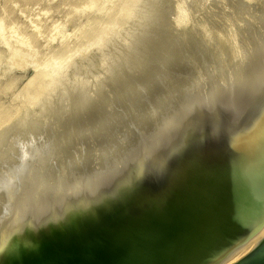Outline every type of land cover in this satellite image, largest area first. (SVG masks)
<instances>
[{
	"label": "water",
	"instance_id": "water-1",
	"mask_svg": "<svg viewBox=\"0 0 264 264\" xmlns=\"http://www.w3.org/2000/svg\"><path fill=\"white\" fill-rule=\"evenodd\" d=\"M264 225V71L162 119L36 211L0 264H214ZM237 264H264V241Z\"/></svg>",
	"mask_w": 264,
	"mask_h": 264
},
{
	"label": "rangeland",
	"instance_id": "rangeland-1",
	"mask_svg": "<svg viewBox=\"0 0 264 264\" xmlns=\"http://www.w3.org/2000/svg\"><path fill=\"white\" fill-rule=\"evenodd\" d=\"M64 1V2H63ZM167 1V0H166ZM165 0H164V2H163V0L161 1L162 3H160L159 5H157V6H155L153 3H152V0H151V2H150V0H122L121 2H120V0H0V138L2 137V138H6V136H7V130L8 129H11V127H12V131H14L15 130V128H17V130L20 128V126L18 127V125L20 124H23V125H21V127L23 126V128H20V130H22V129H25V130H27V128H28V130L24 133L25 135H23V136H25L24 138L25 139H23V138H21V137H23V136H19V134L17 133V131L15 130V133L13 134V132H12V134L10 133V134H8V136L10 135L11 137L13 136L14 138H10V136H9V138L11 139L10 141H12V142H9V138L8 139H3V140H1L0 139V143H1V141L2 142H4V145L2 146L1 144H0V153L1 154H5V153H7V156H9V157H15V156H17L16 158H20V157H23V156H25V157H27V161L31 158V157H33V156H35L34 154L33 155H30V154H32L34 151L36 152V151H38V152H36L37 154H38V156H39V154L43 151V152H45L46 150L45 149H43V146H47L46 144L45 145H43L42 147L40 146V145H38L37 146V141H35V140H40L41 138H43V136L45 135L46 136V132H50V130L51 131H53V128L55 129L54 131H53V133L54 134H56V133H58V134H60V132H61V134H64V133H67L68 131L70 132V130H71V132H73V131H77L76 133H78V130H79V132L82 130V132H83V130L84 129H86V130H84V132H83V134H82V132L79 134H76L75 135V137L78 139L79 138V136L81 137L82 136V139L80 140V139H74L73 137H74V135H73V137L72 136H70V134H69V132H68V137L66 138V134H64V140L63 141H65V139H66V141L65 142H67L68 141V139H70V141H68L69 142V144H67V143H65V144H63L62 143V141H60L59 140V138L57 139V143L58 142H60V143H58V146L59 145H61V143H62V146H60L61 148H63V149H69L71 146L73 147V146H76V144L75 143H77V141H78V143L81 141V142H86L87 143V141H84V140H86V139H88V142H90L91 144L92 143H94L95 145H96V147L98 148L99 146H101V144H100V142L99 141H102L103 142V138L101 137V138H98L99 137V133H101L102 134V136L103 135H105L106 134V132H104V129H103V131H102V126H101V124H105V125H103V126H105L106 128H105V130L106 131H108L109 130V128H111V126L110 125H112L113 126V122L111 121V120H114V118L115 119H118V118H122L123 117V115H121V113H123V112H127V110H128V107L130 108L131 107V111H133V112H131L130 111V109H129V114H131V113H135L134 112V109H132V107H134L133 106V100H135V99H137L138 97H141V98H138V100H140V99H142V97L145 99V96H146V98L148 97V94H151L152 93V87H154V89H156V88H159V85H161L160 86V88L159 89H166V88H168V86L169 85H166L167 87H165V79L167 80V82H169L168 84H170L171 82L170 81H172L173 82V80L172 79H170V76L168 75L169 73H171V72H175L174 71V69L177 71V72H179V73H182V72H184V71H186V69L183 71V69L186 67L185 65H187L186 63L189 61H193V60H195V61H198V60H201L202 58H203V55H204V53L201 51L202 50V48H203V46L201 47V45H199L200 43H197V42H201L202 40H199V41H197L196 43H195V45H196V47L197 48H199L200 50H197L200 54H199V56L197 55L198 53L197 52H193V54H192V57H194V59H192V57H191V55H190V59H189V57L187 58V59H184V62L183 61H181V68L179 67L180 65H177V64H179L178 62H177V64L175 63L174 65L176 66L175 68L173 67V69H172V65H170L169 66V64H171L170 63V61H172L173 63H174V60L173 59H175L180 53H181V51H179L180 50V47H179V41H181L182 39H185V41H187L189 38H190V36H192V34L194 33L195 34V30L197 29V27L198 26H195L194 28H193V25H197V23L195 24L194 23V16H195V18H196V22H198L199 23V25L201 24V25H203L202 23H204L205 24V22H206V18L208 17V19L211 17V15L214 13V12H216V13H214L213 14V16L215 17V20H216V18L218 17V15L217 14H220L219 13V11L221 12V8L222 9H224L223 7H225L224 5H222V4H224L223 2H221V8L220 7H218L220 4H217L216 5V7L218 8V10H217V8H215V7H212V4H216V3H214V1L215 0H212L213 1V3H211V1L209 0V3L211 4H207L206 5V2H207V0H206V2H204V4L202 3V2H200V4L199 3H196V5H195V3L194 2H197V1H194V0H192V1H190L189 2V0L187 1V0H185L184 2H186L184 5H182V6H180L181 4H183L184 2H183V0H182V3H181V0H178L176 3L177 4H179V6H177L176 7V10L174 11V9H175V5H176V3H174L175 2V0H170L171 2H169V0H168V3L166 2ZM246 1H248V3H249V1H250V4H253V6L255 7V5L257 4V3H259L257 6H260V2H258L257 0H256V4L254 5V3H255V0H253V2H251L252 0H246ZM262 2H264V0H261ZM193 2V3H192ZM198 2H199V0H198ZM218 3H220L219 1H217ZM169 3H171V4H169ZM188 3H189V5H188ZM193 4V5H191V4ZM244 3H245V7H243V5H244ZM244 3H242V6L240 7V9L243 7V8H245L246 9V7L247 6H249L248 5V3L246 4V2H244ZM148 4V5H147ZM145 5H146V7H148V6H151V8H152V11L154 10V12L156 13V11L158 12V11H161L160 9L162 8V11L160 12V17L159 16H157L156 17V15L159 13H156L155 14V16H154V13L152 14V17L153 18H151V19H148L147 21H146V14H145V9H146V7H145ZM154 5V6H153ZM188 5V6H187ZM206 5V6H205ZM263 5H264V3H263ZM120 6V7H119ZM153 6V7H152ZM161 6V8L158 10V7H160ZM195 6V7H194ZM208 6H209V8H211V9H213V8H215L217 11H215L214 9V11H213V13L211 14V13H209V12H212V10L210 11V9L208 8ZM215 6V5H214ZM252 6V5H251ZM251 6L250 7H247V9L246 10H248L249 8H251ZM261 6H262V4H261ZM260 6V7H261ZM155 7H157V10H156V8ZM178 7H179V9H178ZM181 7V8H180ZM186 7V8H185ZM188 7V8H187ZM191 8V11H190V8ZM207 7V8H206ZM151 8H147L149 11H151ZM168 8H170L169 10H168ZM182 8H185L184 10L187 12V14L190 16V13H191V15L192 16H190V17H187V15H186V12L182 9ZM203 8H205V9H203ZM258 8V7H257ZM144 9V10H143ZM182 9V10H181ZM199 9V10H198ZM200 9H203V11L201 10L200 11ZM207 9H209L208 11H206ZM245 9H243V11H246ZM255 9H256V7H255ZM156 10V11H155ZM163 10H165V11H163ZM167 10V11H166ZM177 10H179V11H181V12H179V11H177ZM188 10H189V13H188ZM242 10V9H241ZM251 10V9H250ZM143 11H144V13H143ZM182 11H183V13H184V15L186 16H183V14H182ZM165 12V14L167 13L168 14V19L170 20V22H169V20H167L166 18H165V20L163 21V17H164V15H163V13ZM169 12V13H168ZM177 12V13H176ZM198 12V13H197ZM205 12V13H204ZM171 13V14H170ZM174 13H176V14H178L177 16L180 18V22L178 21V17L177 16H174L173 14ZM203 13V14H202ZM253 13V12H252ZM143 14H145V21H146V23H149L148 21H151V23H153V24H149V27L148 28H151V29H147V25H146V30L148 31H145V24L144 25H142L144 22H143V20L142 19H139V18H143L144 16H143ZM180 14V15H179ZM208 14V15H207ZM209 14H210V17H209ZM216 14V15H215ZM147 15H148V13H147ZM163 15V17L161 18V16ZM199 15H202V17H203V15H204V22L202 21L201 22V20H202V18L199 16ZM206 15V16H205ZM148 16H151V14L150 15H148ZM165 16V17H166ZM182 16H183V19H182ZM212 16V17H213ZM222 15L220 14V16L219 17H221ZM154 17H156V18H154ZM178 19H177V18ZM185 17V18H184ZM193 17V18H192ZM224 16H222L221 18H220V20H219V23L220 22H222L221 24L223 25V22L225 21V19L223 18ZM253 17V14L252 15H250V21L248 20V22H247V24H246V26H247V28L249 27V25H253L254 24V20H256V17H257V15L254 17V20H251V18ZM260 17V16H259ZM138 18V19H137ZM147 18H149V17H147ZM161 18V19H160ZM193 19V22H192V20L191 19ZM199 18H201V20L199 19ZM223 18V19H222ZM262 18L263 17H261L260 19L262 20ZM155 19H158L157 21H158V23H157V21L155 20ZM175 19V20H174ZM185 19V20H184ZM257 19H258V23L261 21L258 17H257ZM134 20H136V21H134ZM142 20V21H141ZM154 20V21H153ZM178 21V23L180 24V25H182L183 24V22L181 23V20H183L184 21V24L183 25H185V22L186 21H191V25H192V27L191 28H193V32H192V34H191V32H189L191 35L189 36V33H187L188 31H189V29H190V27H188V31L187 30H185V29H183L184 27H182V26H180V27H182V29L181 30H183V32L184 33H182V32H180V33H182V36L181 35H179L178 33H176L175 34V32H178V30H179V28H178V26H179V24H177V21ZM197 20H199V21H197ZM264 20V19H263ZM262 20V21H263ZM131 21V22H130ZM138 21H141L142 22V24H141V22H139V24H136L135 25V23L137 22L138 23ZM161 21V22H160ZM167 23H166V22ZM261 21V22H262ZM133 22V23H132ZM135 22V23H134ZM165 24V27H164V24ZM173 22H176V24H174ZM226 22V21H225ZM250 22H253V23H250ZM260 22V23H261ZM133 25H132V24ZM170 23V24H169ZM171 23H172V25L174 24V25H176V28H175V26H173V28H172V25H171ZM192 23H194V24H192ZM217 23H218V19H217ZM257 23V21L255 22V24ZM264 23V22H263ZM110 24H112L110 27H108ZM141 24V25H140ZM156 24V25H155ZM158 24V25H157ZM163 26H162V25ZM188 24H189V22H188ZM254 24V25H255ZM125 25V26H124ZM129 25V26H128ZM139 25H140V27H139ZM152 25H155V26H152ZM168 27H167V26ZM200 25V26H201ZM225 25V24H224ZM252 25H251V29H252ZM136 27L137 26V28L135 29L136 31H132L131 30V28H134V27ZM141 26H143V29H141ZM188 25H187V22H186V25H185V27H187ZM189 26H190V24H189ZM200 26L198 27V30L200 31V33L198 34L197 33V37L202 33V29H204L202 26H201V28H200ZM204 27H206L205 25H203ZM225 26H227V25H225ZM130 27V28H129ZM141 29V30H139V28ZM161 28L162 30L164 29V31H162L161 29H159V28ZM164 27V28H163ZM124 28V29H123ZM175 28V29H174ZM178 28V29H177ZM154 29H156V30H154ZM159 29V30H158ZM174 29V30H173ZM201 29V30H200ZM150 30H151V32H150ZM169 30H170V32H172V30H173V32L170 34V32H169ZM181 30H179V31H181ZM152 31H156L155 33H158V35L157 34H155L154 33V35H156V37L153 35V32ZM159 31L161 32L160 33V35H159ZM187 31V32H186ZM192 31V30H191ZM197 31V30H196ZM223 31H224V28H223ZM133 32L136 34V32L138 33V35L140 34V36H139V38L141 37V35L143 34V36H142V38H140V40H138V35L136 34L135 36H134V34H133ZM127 33V34H126ZM162 33H164L163 35H162ZM222 33H224V32H221V34ZM125 34V35H124ZM129 34H132L131 36V38L133 39V37H134V39L132 40L131 38H130V35ZM144 34H146L145 36H146V38L147 39H145L144 37ZM149 34H151L150 36H149ZM166 34V35H165ZM169 34H170V36H169ZM186 35L187 34V37H188V39L187 38H184L183 37V35ZM193 34V35H194ZM147 35L149 36V37H147ZM164 35H165V40H164ZM176 35H178V37L179 38H177L176 37ZM158 36H162V37H158ZM168 36H169V39H168ZM175 36V37H174ZM181 36V37H180ZM124 37V38H123ZM136 37H137V39H136ZM150 37H153V38H155V39H153V38H150ZM157 37H158V39H157ZM167 37V38H166ZM129 38V39H128ZM145 39V41H144V39ZM149 38H150V40H149ZM172 38V39H171ZM176 38H177V41L176 42H178V43H176V42H174V40H176ZM131 39V40H130ZM152 39V40H151ZM162 39V40H161ZM170 39L173 41L172 43H171V41H170ZM181 39V40H180ZM135 41V43H137V45H135V43H134V47L137 49V50H139V53H140V51H141V53H142V55H140V54H138V56L135 58L136 60L134 61V58L132 59V57H134V56H132L131 58L129 57V55L127 56L126 54H124V56H125V58L127 57L128 59L130 58V60L128 61V59H125L124 57V59L125 60H127V61H124V59H123V63L125 62L126 64H130L131 62L133 63V61H134V63H133V66H130V65H128V66H130V67H132V68H129V67H126V70H122L123 72L124 71H126L128 74H129V72H131L130 74H132L133 73V75H128L126 72V74L124 73V75H121L120 74V76H119V78H121L122 77V80L121 79H119V80H121L120 82L118 81V79H117V77L118 76H116V79L117 80H114V78L113 77H115L114 75L112 76V75H110V73H109V75L112 77H110L109 75H106V76H109V77H107L108 79H109V81L106 79L105 80V78H104V81L105 82H103V83H106L107 85L111 82V81H113V83L114 84H112V83H110L109 84V86H106V84H102V85H105L106 86V88L108 89V90H111V91H113L112 93H110V91H109V95H107V97L105 96L106 94L105 93H107L108 91H106V92H104L105 90V87H103L102 86V88H101V85H100V92L98 91L99 90V88H98V85H97V83H99V81H102L103 80V77H105V74H106V71H109L110 69H111V71L113 70V69H116L117 67H115V68H113L115 65H113L112 66V62L115 60V61H117V63H118V61H119V59H121L122 57L120 56L119 57V54H118V52H123V50L125 51V49H123V48H126V45H127V47H128V41ZM136 40H138V42L136 41ZM156 40H158V41H156ZM167 40L168 41H170V42H168L167 43ZM179 40V41H178ZM149 41V42H148ZM183 41V40H182ZM181 41V42H182ZM123 42V44H121ZM125 42H126V44H125ZM144 42H148V44L150 43L152 46H150V44L149 45H146V43H144ZM158 42H159V44H158ZM209 42V44L207 43V45H206V43H205V40H204V43L203 44H205L206 45V47L207 46H209V45H211L210 44V40L208 41ZM133 43V42H132ZM157 43V44H156ZM163 43V44H162ZM212 43V42H211ZM253 44L254 42H251L250 41V44ZM120 44V45H119ZM139 44V45H138ZM144 44V45H143ZM170 44H172L171 46L173 47H170ZM175 44H178V47H179V49L177 48V51H175V50H171V51H168V50H170V49H176V48H174V47H176L177 45H175ZM251 44V45H252ZM121 45H123V46H121ZM141 45H143V46H141ZM145 45H146V47L147 48H145ZM155 46V48H153L154 46ZM167 45V46H166ZM169 45V46H168ZM205 45H204V47H205ZM129 46H131L132 47V44H130ZM137 46V47H136ZM148 46H149V48H148ZM160 46V47H159ZM162 46H163V48H162ZM121 47V48H120ZM130 47V48H131ZM134 47L132 48V49H134ZM170 47V48H169ZM205 47V48H206ZM162 48V49H161ZM165 48V49H164ZM205 48H203V49H205ZM264 48V47H263ZM123 49V50H122ZM148 49H150V50H152V49H154L153 51H151L150 52V50L148 51ZM158 49V50H157ZM164 49V50H163ZM145 50H146V52H145ZM182 50V49H181ZM154 51H158V54L160 55V56H158L157 55V53H154ZM160 51H162L161 53L162 54H160ZM131 52V51H130ZM129 52V53H130ZM143 52H145L144 54H143ZM169 52V53H168ZM171 52L173 53L174 52V54H173V57H172V54H171ZM177 52H179L178 54H177ZM117 53V54H116ZM149 53V59H154L155 61H151L150 60V62H148V65H147V61L149 60L148 59V54ZM151 53V54H150ZM165 53H168L169 55H167V54H165ZM177 55H176V54ZM203 53V54H202ZM123 54V53H122ZM121 54V55H122ZM165 54V55H164ZM171 54V55H170ZM109 55V56H108ZM116 56V59H117V57H118V60H116L114 57ZM145 55H146V58H145ZM157 55V56H156ZM196 55V56H195ZM57 56H59V57H57ZM114 56V57H113ZM153 56V57H152ZM170 56V57H169ZM201 56V59H199V57ZM141 57V58H140ZM144 57V58H143ZM156 59H155V58ZM166 57H168V58H166ZM198 57V58H197ZM161 58V59H160ZM163 58L165 59V60H163ZM170 58V59H169ZM173 58V59H172ZM196 58V59H195ZM142 59V60H141ZM145 59H148V60H145ZM159 59L162 61H159ZM167 59H169V61L167 62L166 60ZM198 59V60H197ZM97 60V61H96ZM139 60H141V62L139 61ZM96 61V62H95ZM100 61V62H99ZM115 61H114V63H115ZM121 61V60H120ZM131 61V62H130ZM142 61H143V66H142ZM164 61H166L167 63L166 64H163V62ZM185 61H187L186 63H185ZM194 61V62H195ZM122 62H119V68H121V67H123L124 68V66H127V65H124V64H122ZM140 62V63H139ZM155 62H156V64H155ZM183 62V63H182ZM188 62V64H189V66L191 67V66H193V64H194V62H192L193 64H191V62L189 63ZM92 63V64H91ZM95 63V64H94ZM132 63H131V65H132ZM135 63H136V65H135ZM138 63H139V65H138ZM158 63H159V66H157L158 65ZM172 63V64H173ZM90 64V65H89ZM120 64L122 65V66H120ZM147 66H146V65ZM154 64H155V66H156V68H154L155 66H154ZM161 64V65H160ZM162 64H163V66H162ZM185 64V65H184ZM191 64V65H190ZM197 64V63H196ZM93 65V66H92ZM116 65H118V64H116ZM165 65V66H164ZM166 65H168V67H166ZM173 65V66H174ZM184 65V66H183ZM108 66V67H107ZM112 66V67H111ZM135 66H136V68H135ZM145 66V67H144ZM154 66V67H153ZM160 66H162L163 67V69L161 70V68H159ZM201 65L199 64V67H200ZM100 67V68H99ZM102 67H104L105 69H107V68H109V69H107V70H105V73H102V72H104V71H101V70H103L104 68H102ZM177 67H179L178 69H177ZM182 67H184V68H182ZM188 67V66H187ZM190 67H188V68H190ZM198 67V68H199ZM113 68V69H112ZM119 68H117L116 69V71L117 70H119ZM134 68V69H133ZM140 68H142V69H140ZM145 68H147V69H145ZM148 68H150V71H151V73H150V71H147V70H149ZM187 68V69H188ZM193 68V67H192ZM200 68H202V67H200ZM87 69V70H86ZM99 69H101L100 70V72L102 73H100L99 72ZM133 69V71L134 70H136V73H134L133 71H131ZM145 69V70H144ZM168 69H172V70H168ZM81 70V71H80ZM94 70V71H93ZM128 70V71H127ZM165 70V71H164ZM168 70V71H167ZM81 72V73H78V72ZM115 71V72H116ZM142 73H141V72ZM153 71H155L154 73H153ZM164 71V72H163ZM77 72V73H76ZM93 72V73H92ZM114 71H112L111 73H113ZM187 72V71H186ZM75 73V74H74ZM98 73V75L100 76V75H102L103 77L102 78H100L98 75H97V78H98V82H97V80H96V78H94V76L96 77V74ZM108 73V72H107ZM122 73V72H121ZM153 73V75H155V77H153V79H152V76L150 75V74H152ZM162 73V74H161ZM81 74V75H80ZM84 75V77H86V78H84V80H81L82 78L80 77V76H83ZM89 76H88V75ZM104 74V75H103ZM136 74V75H135ZM142 74H143V77H142ZM146 74H148L146 77H150L151 76V80H153L151 83L153 84L152 85V87L150 86V84H149V86H150V88H145L144 87V91L147 89V91H148V93L146 94L145 92H144V95H143V93H141L142 91H143V85L144 86H146L145 84H143L142 82H138V79L140 80L141 79V81H142V79H146V77L144 76V75H146ZM158 74V75H157ZM159 74H161V75H163V76H161L160 75V77H163L162 78V81H161V78L160 77H158L159 76ZM94 75V76H93ZM165 75V76H164ZM184 75V74H183ZM186 77H187V79H188V74L186 73ZM75 76V77H74ZM78 76V77H77ZM91 76V77H90ZM123 76H124V78H127V77H129V76H133L132 78H131V81L127 78V79H125L124 80V78H123ZM168 76H169V78H168ZM173 76V75H172ZM67 77V78H66ZM136 77V78H135ZM148 77V78H149ZM156 77H158L157 78V80L156 79H154V78H156ZM167 77V78H166ZM175 78H176V80L178 81V79H179V77H180V79L179 80H181V79H186V77L185 76H182V75H180L179 77L178 76H174ZM174 77H171V78H173L174 79ZM92 78V79H91ZM135 78V79H134ZM160 78V79H159ZM87 79V80H86ZM96 80V81H93V80ZM110 79H111V81H110ZM132 79H134L133 80V84H132ZM170 79V80H169ZM186 79V80H187ZM83 81V82H81V81ZM125 82H124V81ZM157 82H161L160 84L159 83H156V81ZM75 81V82H74ZM91 81H93V82H91ZM108 81V82H107ZM149 81H150V78H149ZM155 81V82H154ZM175 81V80H174ZM97 82V83H96ZM116 82V83H115ZM118 82V83H117ZM123 82V83H122ZM128 82H131V83H129L128 84ZM166 82V83H167ZM79 83V84H78ZM89 83V84H88ZM120 83H121V85H120ZM134 83H135V89L133 90L132 88H134ZM150 83V82H149ZM44 84V85H43ZM74 84V85H73ZM82 84V85H81ZM87 84L90 86V89H89V93H88V91H87V89L89 88V86H88V88L86 87L87 86ZM92 84V85H91ZM111 84H112V86L114 85L115 87H117V88H115L114 86H113V88H112V86H111ZM119 84V85H118ZM127 86H126V85ZM136 84H137V86H136ZM155 84H158V85H156L155 86ZM198 85H200V83H197ZM43 85V89L41 90V91H39L40 90V88H41V86ZM68 85H70L72 88H69V89H67L69 86ZM93 85H97V89L98 90H96L95 88H94V86ZM129 85V86H128ZM140 85V86H139ZM142 85V86H141ZM192 85H193V87H192ZM196 85V84H195ZM74 86V87H73ZM84 86H85V88H84ZM92 86H93V88H94V90L92 89L91 90V88H92ZM121 86V87H120ZM130 86H132L131 88H130ZM139 86V88H137ZM187 85H185V87H186ZM59 87V88H58ZM110 87V88H109ZM128 87V88H127ZM147 87H148V85H147ZM184 87V92H187L188 91V89H189V85H188V89L187 88H185ZM73 88H74V90H73ZM82 88H84V89H82ZM119 88V89H118ZM121 88V89H120ZM124 88H126L127 90H130L131 92H130V94H129V91L128 92H124V91H127L126 89H124ZM152 88V89H151ZM197 85L196 86H194V83L192 84L191 83V87H190V89L192 90H189L188 92H187V94L189 93V92H191V93H189V94H193L194 92H196V91H198L199 90V88H200V86H199V88H197ZM64 89V90H63ZM68 90V91H66V93H68L69 92V90H73L74 92H76L75 94H74V96H73V93L71 94V92H70V94L69 95H67L66 93L63 95L62 94V92L64 93V91L65 90ZM122 89H123V91H122ZM136 89H138L137 90V94H135L136 93ZM141 89H142V91H141ZM153 89V90H154ZM82 90H83V92L84 91H86L87 93H88V95H91L92 93H93V97L92 96H87L86 98L84 97L85 95H87L86 93H82ZM103 90V91H102ZM114 90H116L115 91V93H114ZM139 90L141 91L140 93H138L139 92ZM150 90V91H149ZM195 90V91H194ZM72 91V92H73ZM79 91V92H78ZM95 91H96V94H95ZM98 91V92H97ZM104 92V94L102 93V92ZM194 91V92H193ZM78 92V93H77ZM92 92V93H91ZM116 92H117V94H116ZM120 92H123V94L125 93V94H128V96H124V97H122V95L123 94H121ZM133 92V93H132ZM151 92V93H150ZM180 93L181 91H179V90H177L176 91V93ZM193 92V93H192ZM79 93H81V94H84V95H79V96H81L80 97V99H76V96L77 97H79L78 96V94ZM99 93V94H98ZM118 93H119V95H118ZM175 94V93H173V95H171V96H173L170 100H169V103L170 102H173L172 103V105H174V101H173V98L175 99V96L174 95H179V94ZM54 94V95H53ZM58 94V95H57ZM77 94V95H76ZM108 94V93H107ZM111 94H115V96L117 97V99H116V97L114 96L113 97V95H111ZM138 94H140V95H143V96H135V95H138ZM181 94L183 95V93L181 92ZM179 95L178 97H181L182 95ZM63 95V99H64V101H65V99L67 100V102L65 101V103H70L71 102V109L72 110H69L70 109V104H69V106H68V104H67V106H68V110H69V112H71V113H74L75 111H76V113H80L79 115H78V117L80 116L81 117V115H85V117L87 116L88 118L89 117H91L92 116V118L93 119H91V121H92V124H94V123H96V126L97 127H95V124H94V128H92L93 126H92V124L90 123V124H88L89 122H86L87 121V117L85 118L84 116H82L80 119L79 118H76L77 119V121H76V119H73V121H72V119H70L71 121V123H67V122H69V119H67V120H62L61 122H56L55 124H57V127H55L54 125H53V128H51V124L52 123H54L53 121L50 123V124H47L48 123V120H47V116H46V114H45V117H44V119H43V115L44 114H42V111H40V113H38V111L39 110H43V108H47L46 110L44 109V111L45 112H47V110L49 111L52 107H53V104H52V106H51V101H48V100H51L52 98L54 99V97H57V98H62L61 96ZM71 95V96H70ZM96 95V96H95ZM99 95V96H98ZM102 95V96H101ZM130 95V96H129ZM54 96V97H53ZM58 96H60V97H58ZM67 96V98H65V97ZM73 96V97H72ZM106 98H108V96H110V99H112V97H113V99L115 100V102H117V105L115 104V102L113 103V101L114 100H111L112 101V104H114L113 105V107H112V105L110 104V100H108L107 99V101L108 102H106L105 100V97ZM112 96V97H111ZM133 96V100L131 99V97ZM134 96L135 97H137V98H135L134 99ZM69 97H70V99H69ZM88 97H89V99H88ZM90 97H92V98H90ZM99 98L100 97V99L101 98H103L104 99V101H102L103 103H102V106H101V102H98V103H96V105H94L93 103V101H95V98ZM125 97H128V100H127V98H125ZM165 97H167V96H165ZM178 97H176V99L178 98ZM72 98V99H71ZM119 98V99H118ZM52 99V100H53ZM76 99V100H75ZM82 99V100H81ZM87 101H86V100ZM122 99V101L121 102H124V103H122V106H124V107H126L125 109H123L124 111L123 112H121V111H118L116 114H115V112H116V110L117 109H119L118 107V105H121V103H120V101L119 100H121ZM123 99H125V101L123 100ZM161 99V98H160ZM70 100V101H69ZM72 100V101H71ZM75 100V101H74ZM80 100V101H79ZM93 100V101H92ZM129 100H132V101H129ZM162 100V99H161ZM167 100V99H166ZM165 99L163 100V101H166ZM83 101V103L81 104V107L82 108H79L80 107V104L79 103H77V102H82ZM86 101V102H85ZM162 101V102H163ZM73 102H76L77 103V105H76V103L75 104H72ZM85 102V103H84ZM118 102L120 103V104H118ZM139 103L141 102V101H138ZM138 102H137V100H136V103L138 104ZM162 105H164V103H162L161 101H159ZM166 102H168V101H166ZM47 103V104H46ZM50 103V104H49ZM87 103V104H86ZM104 103H105V105H106V108H104L105 107V105H104ZM107 103V104H106ZM108 103L110 104V107L111 108H113V110L115 111V112H112L111 110H110V107H109V105H108ZM130 103V104H129ZM158 103V102H157ZM154 104L155 106H157V105H159V107L158 108H154V105H151V104H149L148 106H153V107H150V109H151V113L149 112V107H147L148 108V112L150 113V115H151V118H152V115L154 116V114L155 115H157L158 114V109H162L163 110V108H160L161 107V104ZM168 103V104H169ZM46 104V105H45ZM86 104V105H85ZM123 104H126V106L125 105H123ZM142 104V103H141ZM73 105V106H72ZM74 105L75 106H77L76 108L78 109V110H75V111H73V107H74ZM89 105H90V109H88L87 110V108H89ZM99 105V106H98ZM104 105V106H103ZM115 105H116V108H114L115 107ZM130 105V106H129ZM167 104L165 103V108L167 107L168 108V106H166ZM45 106V107H44ZM47 106H49V108L47 107ZM51 106V107H50ZM66 106V105H65ZM79 106V107H78ZM170 106H171V103L169 104V108H170ZM85 107V109H83ZM92 107L94 108V110L92 109ZM135 107H137L135 110H136V112L138 111V107H139V105H137V106H135ZM134 107V108H135ZM140 107H142V105H140ZM140 107H139V109H140ZM163 107V106H162ZM40 108V109H39ZM96 108V109H95ZM101 108H103V109H101ZM121 108V107H120ZM154 108V109H153ZM64 109H66L67 110V108L66 107H64ZM81 109V110H80ZM92 109V110H91ZM100 109V110H99ZM109 109V110H108ZM97 110V111H96ZM155 110H157L158 112H156ZM177 110V109H176ZM43 111V112H44ZM73 111V112H72ZM88 111V112H87ZM96 111V112H95ZM101 111H103V112H101ZM107 111H109L108 113H106ZM110 111H111V115H110ZM154 113H153V112ZM161 111V110H160ZM164 111V110H163ZM87 112V113H86ZM99 112V113H98ZM119 112H121V113H119ZM125 112V113H126ZM162 112V111H161ZM177 112V111H176ZM34 113H37L39 116H37V114L35 115V118L37 117H39V119L37 120V118L36 119H33V115H34ZM91 113V114H90ZM99 115H98V114ZM102 113V114H101ZM109 114L108 115V117H111V118H109V119H111L110 121H109V119H108V117L106 116V114ZM128 113V112H127ZM153 113V114H152ZM114 114H115V117H114ZM117 114H118V116H117ZM124 114V113H123ZM129 114H127V115H129ZM32 115V117H30V119H29V116H31ZM101 115L103 116L102 118H100L101 117ZM149 114H148V117L150 116ZM107 118H106V117ZM144 116V115H143ZM147 116V115H146ZM41 117V118H40ZM84 117V118H83ZM97 117V118H96ZM118 117V118H117ZM124 117L126 118L127 116H126V114H124ZM147 117V118H148ZM26 118H28L27 120H31L30 121V123L32 122V123H34V122H38V123H42V125H39L40 126V128H37V129H34V130H32L33 129V127H31L32 129H30L29 128V126H31L30 125V123L26 120ZM146 118V117H145ZM147 118H146V120H147ZM166 118V117H165ZM48 119H49V117H48ZM81 119H84V120H81ZM85 119H86V121H85ZM95 119V120H94ZM97 119H101L100 121H102V123L100 124V121L99 120H97ZM104 119H105V122L107 121V119H108V123H104ZM123 119V118H122ZM122 119H119V121H125L126 119H124V120H122ZM148 119H150V117L148 118ZM160 120H162L161 118H159ZM34 120V121H33ZM42 120H44V121H42ZM45 120H47V122L45 121ZM81 120V122L80 123H78L79 121ZM94 120V121H93ZM143 119H141V121H142ZM146 120L144 119V121L146 122ZM151 120V119H150ZM159 120V121H160ZM18 121H20V122H18ZM25 121H27V128L26 127H24V124L26 125V122ZM39 121H42V122H39ZM50 121V120H49ZM67 121V122H66ZM98 122V124H97V122ZM119 121L118 120H115V123H119ZM72 122H75L74 123V125H71L72 124ZM83 122V123H82ZM85 122L87 123L86 124V126H82V125H85ZM144 122V123H145ZM149 122V120H147V123ZM66 123V124H65ZM114 123V124H115ZM121 123V122H120ZM142 123L143 122H140L139 124L138 123H136V125L135 124H132L131 126H133V127H137V129L139 128L140 129V125H142ZM144 123H143V125H144ZM149 123H151V122H149ZM16 124H18V125H16ZM58 124H60L59 125V127H58ZM63 124V125H62ZM79 124V125H78ZM13 125H16L14 128H13ZM45 125H46V127H45ZM61 125L63 126V127H61ZM77 125V129H76V127H74V126H76ZM87 125H90V126H87ZM108 125V126H107ZM142 125V126H143ZM43 126H44V128L45 129H43L42 130V128H43ZM69 126V127H68ZM98 126H100V127H98ZM139 126V127H138ZM141 126V127H142ZM48 127V128H47ZM65 127V128H64ZM82 128V129H79V128ZM83 127H85V128H83ZM87 127H88V129H87ZM91 127V128H90ZM132 127V130H130V127L128 126V128H129V130L131 131V132H133V130H135L136 128H133ZM49 128H50V130H49ZM56 128L58 129V132H57V130H56ZM63 128L65 129V132L64 131H62L63 130ZM96 128H98L97 129V133H96ZM99 128H101V129H99ZM104 128V127H103ZM128 128H124V129H122V131H124V132H126V131H128V133L130 134L131 132H129V130H128ZM39 129H41V130H39ZM46 129H48V131H45ZM69 129V130H68ZM91 129V130H90ZM93 129H95L94 131H93ZM138 129V130H139ZM19 130V131H20ZM37 130V132H40L41 133V135H42V137L41 138H39L40 137V135H39V133H37L36 135L38 136V138H37V136L35 135L34 136V138H35V140L32 138V137H30V133L32 132H34L33 133V135L35 134V131ZM60 130V131H59ZM90 131V133L92 134L93 133V135H92V138H94V140H95V142H94V140L92 139V138H90L89 139V137L88 136H90L89 134V132H88V135H87V132H86V134H84L85 133V131ZM7 131V132H6ZM11 131V130H10ZM31 131V132H30ZM92 131V132H91ZM101 131V132H100ZM122 131H121V136H124V139H125V141L124 142H126V144H125V146L128 144V140L126 139V138H128L129 137V134L128 133H125V134H127L128 135V137H126L125 136V134H123L122 133ZM136 131V130H135ZM134 131V132H135ZM6 132V136L5 137H3L4 136V133ZM28 132H30L29 133V135H27L28 134ZM44 132V133H43ZM64 132V133H63ZM70 132V133H71ZM74 132V133H75ZM18 134V136L17 135H15V134ZM32 133H31V135H32ZM44 135H43V134ZM46 133V134H45ZM53 133H49V134H47V135H50V134H53ZM73 133V134H74ZM100 134V135H101ZM123 134V135H122ZM3 135V136H2ZM86 136V139H84L85 138V136ZM94 135H97V136H94ZM131 135V134H130ZM140 135H142V133L141 134H138L137 135V137L138 136H140ZM28 136V137H27ZM70 136V137H69ZM16 137H18V138H16ZM136 137V138H137ZM19 138H21V139H19ZM30 138H32L33 139V142L35 141V143H33L34 144V147H33V145H32V139H31V142L29 143V141H28V139L30 140ZM60 138H62L63 139V135H61V137ZM135 138V139H136ZM15 139H17V140H15ZM19 139V140H18ZM74 139V140H73ZM101 139V140H100ZM6 142H5V141ZM14 140V141H13ZM21 140V142H19L18 143V141H20ZM26 140V141H25ZM80 140V141H79ZM97 140H99L98 142H99V144H98V146H97V143H96V141ZM120 140V139H119ZM122 140V139H121ZM127 140V141H126ZM22 141H23V144H22V146H23V148H25V150H27V149H29V148H32V149H30V150H27L26 152L27 153H25V150L23 149V151L24 152H21V150H22V146L21 145H19L18 147H17V145L18 144H20V143H22ZM71 141H73V144L71 143ZM93 141V142H92ZM15 142V143H14ZM26 142V143H25ZM75 142V143H74ZM80 142V145L78 146V143H77V146L80 148L81 147V145L82 146H84V144L83 143H81ZM101 142V143H102ZM5 143L6 144H8V146H10V147H6L5 146ZM10 143H12V144H15L14 145V148L16 147V150H19L18 152L16 151V150H14V148H13V146H12V144H10ZM18 143V144H17ZM26 144V146H25V144ZM29 143V144H28ZM72 145H71V144ZM89 143V144H90ZM121 144L120 145H122L123 147H125L124 146V144L122 143V142H120ZM30 145V146H28V145ZM75 144V145H74ZM94 144L93 145H91V147L93 148V146H94ZM36 145V146H35ZM63 145H65L64 147H63ZM70 145V146H69ZM2 146V147H1ZM69 146V147H68ZM85 146H87L86 148L88 149V152L86 153V151L87 150H85L84 152V156L82 157V160H84V162H83V164L82 163H80L81 164V167H82V169L84 168V166H86L87 164L89 165V163H91V162H89V161H92L91 159H92V156L93 155H95L96 157V159H99V157H101L103 154H104V152H106L105 150L102 152V154H101V151L100 150H103V149H101V148H99L100 150H98L96 147H95V150L97 151L98 150V153L100 152V155L101 156H99L98 157V155H96V151H95V153H94V150L93 149H91L93 152H91L90 151V154H89V150H90V146H88V143L87 144H85ZM85 146L84 147H82V148H84V149H86L85 148ZM122 146H120V147H122ZM6 147V148H5ZM29 147V148H28ZM35 147L37 148V147H40V148H37V150H35ZM66 147H68V148H66ZM89 147V148H88ZM9 148H10V150H11V152H10V150H9ZM13 149V151H12V149ZM21 148V149H20ZM33 148H34V151H33ZM40 149H42L41 151H40ZM46 149H47V147H46ZM48 149H49V147H48ZM47 149V150H48ZM45 150V151H44ZM29 151H33L32 153L31 152H29ZM13 152V153H12ZM19 154L20 152V154L18 155L17 153ZM110 152V151H109ZM12 153V155H10ZM14 154V155H13ZM23 156H22V155ZM43 154V153H42ZM85 154H87V156L89 155V156H91V157H89L88 159H86L87 158V156H86V158H84L85 157ZM21 155V156H20ZM27 155H29V156H27ZM105 155V154H104ZM106 155L107 156H110V155H108V153H106ZM105 155V156H106ZM20 156V157H19ZM105 156H103L102 158H104V159H108L109 157H106L105 158ZM35 157H37V156H35ZM35 157H33V158H31L30 159V163H31V161H32V159H34ZM15 158V159H16ZM38 158V157H37ZM36 158V159H37ZM40 158V157H39ZM84 158V159H83ZM95 158L93 159V162H95L96 160H95ZM23 159V158H22ZM90 159V160H89ZM101 159V158H100ZM100 159H99V161H100ZM104 159H101V161L102 160H104ZM106 159V160H107ZM111 159V158H110ZM35 160V159H34ZM32 161V163L33 162H35V161ZM89 160V161H88ZM89 162V163H86V162ZM99 161L97 160V162H96V164L97 163H99ZM29 162V161H28ZM34 164V163H33ZM85 164V165H84ZM79 165V164H78ZM87 165V166H88ZM98 165V164H97ZM0 166H1V163H0ZM76 166V165H75ZM87 166L85 167L86 169H88L87 168ZM99 166H101V164L99 163V165H98V167ZM21 167H23V165H21ZM19 168V170L21 171V170H23L24 171V169L25 168ZM78 167V166H77ZM76 167V168H77ZM81 167L79 166V170L78 169H76L75 168V170L78 172V175H79V173L82 171V172H86L87 170L84 168L83 170H81ZM3 169V167H1L0 168V170H2ZM5 169V168H4ZM20 171H18L17 170V172H19L20 173ZM75 171V175H73V177L75 176L76 177V179L78 178V176H76V174H77V172ZM80 171V172H79ZM22 172V171H21ZM82 172H81V174H82ZM19 173H18V175H19ZM81 174H80V176H81ZM92 174H94V173H92ZM92 174H90V175H92ZM79 176V177H80ZM70 177H72V176H70ZM70 180V179H69Z\"/></svg>",
	"mask_w": 264,
	"mask_h": 264
},
{
	"label": "bare ground",
	"instance_id": "bare-ground-1",
	"mask_svg": "<svg viewBox=\"0 0 264 264\" xmlns=\"http://www.w3.org/2000/svg\"><path fill=\"white\" fill-rule=\"evenodd\" d=\"M122 0H120V2H121ZM147 1V0H146ZM162 0H152V3L155 5V6H157V5H159L160 3H162L161 2ZM166 1V0H165ZM173 1V0H172ZM178 0H175V2L174 3H176ZM185 0H183V2H184ZM188 1V0H187ZM190 1H192V0H189V2ZM194 1H197V2H194L195 3V5H196V3H199L200 4V2H202L203 4H204V2H206V0H199V2H198V0H194ZM204 1V2H203ZM211 1V3H213V1L212 0H210ZM217 1H221V2H223L224 4H222V5H224L225 7H223L224 9H222L221 7V2L220 3H218ZM258 2H260L261 4H262V6H261V4H260V6H257L259 3H257L256 4V0H255V3H254V5H255V7H256V9H255V7L253 6V4H250V1H249V3H248V1H246V0H215L214 1V3H216V4H212V7H215V8H217L216 7V5L217 4H220L218 7H220L221 9V12L218 10V8H217V10L219 11V13L222 15V16H224L223 18L225 19V21L223 22V25L221 24L222 22H220L219 23V20H220V18L222 17H219L220 16V14H217L218 15V17L216 18V20H215V17L213 16V14L214 13H216V12H214L213 13V11L215 10V11H217L215 8H213V9H211V8H209V6L211 5L210 3H209V0H207V2H206V5L208 4H210L209 6H208V8L210 9V11L212 10V12H209V13H213L212 15H211V17H210V14H209V19H208V17L206 18L207 20H206V22H205V24L204 23H202L203 25H205L206 27H204L203 25H201L204 29H202L203 31H202V33L197 37L196 35H197V33L199 34L200 33V31L198 30V27L200 26L199 25V23L198 22H196L195 20H196V18H195V16H194V23L196 24L197 23V25H193V28L195 27V26H198L197 27V31L195 30V34L193 35L192 34V32H193V28H191L192 27V25H191V21H186L187 22V27H185V25H186V22H185V25H183L184 24V21L183 20H181V23L183 22V26L182 25H180L179 23H178V21L180 22V16L178 17L177 15L178 14H176V13H172L174 16H177L176 18L178 19V21H177V24H179V26H178V28L180 27V26H182V27H184L183 29H185V30H187L188 29V27H190V29H189V31L187 32V33H189V32H191V34H192V36H190L191 34L189 33V36H190V38L188 39V37H187V34L185 35H183V37L184 38H187L188 40L187 41H185V39H180L181 41H179V43L178 42H176L177 41V38H179L178 37V35H176V40H174V42H176V43H178L179 44V47H180V50L179 51H181V53L175 58V59H173L174 60V63L172 62V61H170V63L171 64H169V66L170 65H172V69H173V67L175 68L177 65H180L179 67L181 68V61H183L184 62V59H187L188 57H189V59L192 57V54H193V52H197L198 54V56H199V54L201 53H199L197 50H200L199 48H197L196 47V45H195V43L197 42V41H199V40H202L201 42H197V43H200L199 45H201V47L203 46V48H205L206 47V45H207V43L209 44V40L212 42H210V44L211 45H209V46H207L205 49H203L202 48V52L204 53V55H203V58L201 59V56L199 57V59H201V60H198V61H195V60H191L190 62H191V64H193L192 62H194V64H193V66H189V64H188V62L187 61H185V63L187 64V65H185L186 67L184 68V67H182V68H184L183 69V71L186 69V71H184V72H182V73H179V72H177L175 69H174V71L175 72H171V73H169L168 75L170 76V79H172L173 80V82L172 81H170L171 83L170 84H168L169 82H167V80L165 79V81L167 82H165V87H167L166 85H169L168 86V88H164V89H159L160 88V86L161 85H159V88H156V89H154V87H152V81L153 80H151V76H152V79H153V77H155V75H153V73L155 72V71H153V73L152 74H150L151 76L149 77L150 78V81H149V78L148 77H146L148 74H146V75H144L145 77H146V79L144 80V79H142V81H141V79L139 80L138 79V82L140 83V82H142L143 84H145L146 86H144L143 85V91H142V89H141V91L139 90V92L138 93H143V95H144V92L147 94L148 93V91H147V89L144 91V87L145 88H150V86L154 89H152L151 91H152V93L151 94H148V97L146 98V96H145V99L142 97V99H140V100H138V98H141V97H138L140 94H138V95H135V96H137V97H135L134 96V99L135 98H137V99H135V100H133L132 98H133V96L131 97V99L133 100V106L135 105V106H137V105H139V107H140V105H142V107H140V109H139V107H138V111L136 112V108L137 107H132V109H134V112L135 113H131V114H129V112L131 111V107L129 108L128 107V110H127V112L125 113V112H123L124 110L123 109H125L126 107H124V106H122V103H124V102H121L122 101V99L121 100H119L120 101V103H121V105H118L119 107V109H117L116 108V105H117V102H115V100L113 99V97L115 96V94L113 95V94H111V95H113V97H112V99H110V96H108V98H106L107 97V95H109V91H110V93H112L113 91H111V90H108L107 88H106V86H109V84L110 83H112V84H114L113 83V81H111V79H110V83L107 85L106 83H103V82H105L104 81V78H105V80L107 79L108 81H109V79L107 78V77H109L110 75H114L115 77H113L114 78V80H117L118 79V81L120 82L121 80H122V77L121 78H119V76H120V74L121 75H124V73L126 72V71H122V70H126V67H129V68H132V67H130V66H133V63H134V61L137 59L136 57L138 56V54H140V55H142V53H141V51H140V53H139V50H137L134 46L135 45H137V43H135V41H130L132 38V34H129L130 35V40L128 41L129 43V45L130 44H132V47L131 46H129L128 45V47H127V45H126V48H123V49H125V51L123 50V52H118V54H119V57L121 56L122 58L121 59H119V61H118V63H117V61H115V63H114V61L111 63L112 64V66L113 65H115L113 68H115V67H117V68H119V62H122L123 61V59L125 58V56H124V54H126L127 56L129 55V57L131 58L132 56H134V57H132V59L134 58V61H133V63H132V65H131V63L130 64H126L125 62L123 63L122 62V64H124V65H127V66H124V68L123 67H121V68H119V70H117L116 71V69H113L112 71H114L113 73H111L112 71H111V69L109 70V71H106V74H105V77H103L102 75H98V73L96 74V77L94 76V78H96V80H97V82H98V78L100 77V78H102L103 77V80L102 81H99V83H97V85H98V88H99V90L97 89V85H93L94 86V88L96 89V90H98L99 92H100V85H101V88H102V86L103 87H105V91L104 92H106V91H108L107 93H105L106 95V97H105V101L106 102H108L107 101V99L108 100H110L109 102H110V104L112 105V107H113V105L114 104H112V101L111 100H114L113 101V103L115 102V107L114 108H116L117 110H116V112L113 110V108H111L110 107V104L108 103V105H109V107H110V110L112 111V112H115V114L118 112V111H121V112H123L124 114H126V118L124 117V114L123 113H121V112H119V113H121V115H123V119L122 118H118V119H115L114 118V120H111L112 118L111 117H108V115L109 114H106V113H108L109 111H107L105 114H106V116L108 117V119L109 118H111V119H109V121L111 120L112 122H113V126L112 125H110L111 126V128H109V130L108 131H106L105 130V124H101L102 123V121H100L99 119H97V120H99L100 121V124H101V128H102V131H103V129H104V132H106V134L105 135H103L102 136V134L101 133H99L98 135H99V137L97 136V135H94V136H97L98 138H103L102 140H103V142L102 141H99V140H97L96 141V143L99 141L100 142V144H101V146H99L98 148L96 147V145L94 144V143H90V142H88V139H86V136L88 135V132L90 133V131H88L89 129H88V127H87V131H85V133L84 134H86V132H87V135L85 136V138L84 139H86V140H84V141H87V143H88V146H90L91 147V145H93L94 144V146H93V148L91 147L90 148V150H89V154H90V151L91 152H93L91 149H93L94 150V153H95V147L98 149V150H100L99 148H101V149H103V150H100L101 151V154H102V152L105 150H107L106 152H104V154L106 155V153H108V155H110V156H105L104 154L101 156L100 155V152L98 153V150L96 151V155H98V157L99 156H101V157H99V159L101 158V159H104V158H102L103 156H105V158L106 157H109L107 160L106 159H104V160H102L101 161V159H100V161H99V159H96L97 157L95 156V155H91L92 156V161H89V162H91V163H89V162H86V163H89V165L87 166V168L88 169H86L85 167L86 166H84V168L87 170L86 172L84 171V172H82V174H81V172L79 173V175H78V172L75 170V168L76 169H78L79 170V166L81 167V164L80 163H82L83 164V162H84V158H86V156H87V154H85V157L83 158L84 160H82V157L84 156L83 154L85 153L84 151L85 150H87L86 151V153L88 152V149L86 148L87 146H85V144H87L86 142L84 143V142H81L80 140L82 139V136L80 137L79 136V138L78 139H80L79 141L81 142V143H83L84 144V146H85V148L86 149H84V148H82V147H84V146H82L81 145V147L79 148L78 146L80 145V142L78 143V141H77V143H78V146H77V143H75L76 144V146H71L69 149H63V148H61L60 146H62V143L63 144H65V143H67L68 141H70V139H68V141L67 142H65L66 141V139H65V141H63L64 140V134H66L67 136H66V138L68 137V135L70 134V136H72L73 137V135H74V139L76 138L75 137V135L76 134H80L81 132H82V130L79 132V130H78V133H76L75 131H73V132H71V130L73 129H71L70 130V132H69V134H68V132L67 133H64L65 132V127L63 128V130L62 131H64L63 133L64 134H61V132H60V134H58V133H56V134H54L53 133V131L55 130L54 128H53V125L55 126V127H57V124H55L56 122H61L62 120H67V119H69V122H67V123H71L70 121V119H72V121H73V119H76V118H79L78 117V115L80 114L79 112L78 113H76V111L75 110H78L76 107L77 106H75L74 105V107H73V111H75L74 113H71V112H69V110H72L71 109V102L69 103L70 104V109L68 110V106H69V104L68 103H65V101L67 102V100L65 99V101H64V99H63V95L66 93V91H68L67 89H69V88H72L70 85H68L69 87L64 91V93L62 92V98H57V97H54V99L52 100H48V101H51L52 103H51V106H52V104H53V107L50 109L49 108V106H47L50 110L48 111L47 110V112H45L44 111V109L45 108H43V110L41 109V110H39L38 111V113H40V111H42V114H44L43 115V119H44V117H45V114H46V116H47V120H48V123L47 124H50L52 121L54 122V123H52L51 124V128H53V131H51L50 130V128H49V130H50V132L51 133H53V134H50V135H47V134H49L50 132H46L45 134H46V136L44 135L43 136V138H41L42 137V135H41V133L40 132H37V130L35 131V134L33 135V133H32V135H31V133L30 132H28V134L27 135H29V133H30V137H32L34 140H35V138H34V136L37 134V133H39V135H40V137L39 138H41L40 140H35V141H37V146L38 145H40L41 147L43 146V145H47V146H43V149H45L44 151L45 152H41L40 154H39V156H38V154L36 153V152H38V151H34V148H33V153L31 152V151H29V152H31L32 154H30V155H35V156H37V157H35V156H33V157H35L34 159H32V161L34 160L35 162H33L32 163V161H31V163H30V159L31 158H33V157H31L28 161H27V157H25V156H23L22 154V156L23 157H20V158H16L17 156H15V157H9V156H7V153H5V154H1L0 153V163H1V166H0V168L1 167H3V169L2 170H0V247H1V245L3 244V242L5 241V240H7V239H9V238H11V237H14V235H15V233H16V231L17 230H19L21 227H23L28 221H29V219L32 217V215L36 212V211H38L41 207H43L44 205H46L47 203H49L51 200H53V199H55L56 197H58V196H60L61 194H63V193H65V192H67L68 190H70V189H72V188H74V187H76L77 185H79L80 183H82L83 181H85L86 179H88L91 175L90 174H92V173H95V172H97L99 169H101L105 164H107L112 158H114L118 153H120L125 147H127L132 141H134L135 140V138L137 137V135L138 134H143V133H145L147 130H149L150 128H152L154 125H156L158 122H160L161 120L159 119V118H165V117H168V116H170L171 114H173V113H175L176 111H179V110H181L182 108H184L185 106H187L188 104H190L192 101H194L195 99H197L198 97H200V96H202V95H204L205 93H207V92H209V91H211V90H213L214 88H216V87H218V86H220V85H223V84H225V83H228V82H231V81H233V80H236V79H238V78H241V77H245V76H249V75H252V74H256V73H259V72H263L264 71V5H263V3L264 2H262L261 0H257ZM64 2V1H63ZM150 2H151V0H150ZM163 2H164V0H163ZM167 3H168V0L166 1ZM169 2H171L170 0H169ZM244 2H246V4L248 3V5L249 6H247V7H250L251 5V8H249L248 10H246L247 9V7H246V9L245 8H243V7H245L246 5H245V3ZM251 2H253V0L251 1ZM181 3H182V0H181ZM186 2H184L183 4H181L180 6H182V5H184ZM193 3V2H192ZM242 3H244V5H243V7L240 9V7L242 6ZM169 4H171V3H169ZM191 4V3H190ZM148 5V4H147ZM153 5V6H154ZM188 5H189V3H188ZM187 5V6H188ZM191 5H193V4H191ZM205 5V6H206ZM215 5V6H214ZM241 5V6H240ZM152 6V7H153ZM177 6H179V4H177L176 3V5H175V9H174V11L176 10V7ZM120 7V6H119ZM145 7H146V5H145ZM183 7V6H182ZM195 7V6H194ZM258 7V8H257ZM147 8H151V6H148V7H146V11H145V14H146V16L147 17H149V18H147L146 16H145V14H143V18H139V19H142L143 20V22L145 21V19H146V21L148 20V19H151V18H153L152 17V14L154 13V16H155V14L156 13H158L157 15H156V17L157 16H159L160 17V12L162 11V8H161V6L160 7H158V10L160 9L161 11H156L157 10V7H155L156 8V13L154 12V10L152 11V8H151V11H149ZM181 8V7H180ZM186 8V7H185ZM185 8H182L183 10L185 9ZM188 8V7H187ZM190 8V7H189ZM207 8V7H206ZM170 8H168V10H169ZM178 9H179V7H178ZM181 9V10H182ZM203 9H205V8H203ZM203 9H200V11L202 10L203 11ZM209 9H207L206 11H208ZM243 9H245L246 11H243ZM251 9V10H250ZM144 10V9H143ZM171 10V9H170ZM199 10V9H198ZM163 11H165V10H163ZM167 11V10H166ZM177 11H179V10H177ZM185 11V10H184ZM187 11V10H186ZM185 11V12H186ZM190 11H191V8H190ZM217 11V12H218ZM179 12H181V11H179ZM184 12V13H185ZM253 12V13H252ZM143 13H144V11H143ZM147 13H148V15H150L151 14V16H148L147 15ZM169 13V12H168ZM184 13H183V11H182V14H183V16H185L184 15ZM188 13H189V10H188ZM198 13V12H197ZM205 13V12H204ZM165 14V12L163 13V15ZM171 14V13H170ZM203 14V13H202ZM253 14V17L251 18V20H254V17L257 15V17L260 19L261 17H263L262 18V22L260 23H258V19H257V17H256V20H254V24H255V22L257 21V23L254 25H252V29H251V25H249V27L247 28V26H246V24H247V22H248V20L250 19V15H252ZM163 15L161 16V18L163 17ZM168 14L166 13L165 15H164V17H163V21L165 20V18L167 19V20H169L168 19ZM180 15V14H179ZM186 15H187V17H190V16H192L191 15V13H190V16L187 14V12H186ZM208 15V14H207ZM216 15V14H215ZM166 16V17H165ZM183 16H182V19H183ZM201 18H202V20H201V18H199L200 20H201V22L203 21H205L204 20V15H203V17H202V15H199ZM206 16V15H205ZM213 16V17H212ZM260 16V17H259ZM146 17V18H145ZM156 17H154V18H156ZM186 17V16H185ZM184 17V18H185ZM145 18V19H144ZM160 18V19H161ZM193 18V17H192ZM222 18V19H223ZM138 19V18H137ZM191 19V18H190ZM217 19H218V23H217ZM141 20V21H142ZM156 21L158 20V19H155ZM175 20V19H174ZM185 20V19H184ZM192 20V22H193V19H191ZM134 21H136V20H134ZM141 21H138V23L136 22H134L135 23V25L136 24H139V22H141ZM146 21L142 24V22H141V24L142 25H144L145 23H146ZM154 21V20H153ZM197 21H199V20H197ZM250 21V20H249ZM131 22V21H130ZM149 23H146L144 26V28H145V31H147L146 30V25H147V29H151V28H148L149 27V24L151 23V21H148ZM161 22V21H160ZM166 22V21H165ZM168 22V21H167ZM166 22V23H167ZM169 22H170V20H169ZM188 22H189V24H190V26H189V24H188ZM200 22V21H199ZM133 23V22H132ZM131 23V24H132ZM157 23H158V21H157ZM163 23V22H162ZM174 24H176V22H173ZM194 23H192V24H194ZM249 23V22H248ZM250 23H253V22H250ZM140 24V25H141ZM151 24H153V23H151ZM150 24V25H151ZM164 24V23H163ZM170 24V23H169ZM172 25V23H171V25H172V28H173V26H175V28H176V25ZM227 25V26H225V25ZM112 24H110L108 27H110ZM133 25V24H132ZM140 25H139V27H140ZM156 25V24H155ZM155 25H152V26H155ZM158 25V24H157ZM162 25V24H161ZM125 26V25H124ZM129 26V25H128ZM163 26V25H162ZM167 26V25H166ZM201 26H200V28H201ZM134 27V26H133ZM138 27V28H139ZM156 27V26H155ZM164 27H165V24H164ZM163 27V28H164ZM168 27V26H167ZM182 27H180L181 29H182ZM130 28V27H129ZM137 28V26L136 27H134V28H131V30L132 31H136L135 29ZM159 28V27H158ZM162 28V27H161ZM161 28H159V29H161ZM174 28V29H175ZM177 28V29H178ZM179 28V30H181ZM196 28V27H195ZM223 28H224V31H223ZM124 29V28H123ZM141 29H143V26H141ZM140 28H139V30H141ZM153 29V28H152ZM158 29V30H159ZM173 29V30H174ZM154 30H156V29H154ZM162 30V29H161ZM173 30H172V32H173ZM178 30V32H175V34L176 33H178L179 35H181L182 36V33H184L183 32V30H181V31H179ZM192 30V31H191ZM201 30V29H200ZM162 31H164V29L162 30ZM148 32V31H147ZM150 32H151V30H150ZM153 32V35H154V33L156 32H154V31H152ZM169 32H170V30H169ZM172 32H170V34L172 33ZM180 32H182V33H180ZM221 32H224V33H222L221 34ZM139 33V32H138ZM138 33L136 32V34L138 35ZM160 31H159V35H160ZM127 34V33H126ZM133 34H134V36L136 35L134 32H133ZM141 34V33H140ZM140 34L138 35V40H140V38H142V36H143V34L141 35V37L139 38V36H140ZM155 34H157L158 35V33H155ZM164 33H162V35H163ZM170 34H169V36H170ZM125 35V34H124ZM132 35V36H131ZM146 34H144V36H145ZM151 34H149V36H150ZM166 35V34H165ZM165 35H164V40H165ZM148 35H147V37H149ZM155 37H156V35H154ZM169 36H168V39H169ZM180 36V37H181ZM158 37H162V36H158ZM158 37H157V39H158ZM175 37V36H174ZM124 38V37H123ZM145 39H147L146 38V36L144 37ZM143 38V39H144ZM150 38H153V37H150ZM150 38H149V40H150ZM167 38V37H166ZM129 39V38H128ZM133 39H134V37H133ZM132 39V40H133ZM136 39H137V37H136ZM145 39H144V41H145ZM153 39H155V38H153ZM172 39V38H171ZM170 39V41H171V43L173 42L172 40ZM138 40H136L137 42H138ZM152 40V39H151ZM162 40V39H161ZM204 40H205V43H206V45L205 44H203L204 43ZM156 41H158V40H156ZM170 41H168L167 40V43L168 42H170ZM250 41L251 42H254L252 45L250 44ZM149 42V41H148ZM148 42H144V43H146V45H149L148 44ZM203 42V43H202ZM134 43H135V45H134ZM121 44H123V42L121 43ZM125 44H126V42H125ZM157 44V43H156ZM158 44H159V42H158ZM163 44V43H162ZM178 44H175V45H177L176 47H174V48H176V49H170V50H168V51H171V50H175V51H177V48L179 49V47H178ZM120 45V44H119ZM134 45V46H133ZM139 45V44H138ZM144 45V44H143ZM143 45H141V46H143ZM146 45H145V48H147L146 47ZM172 44H170V47H172L171 46ZM204 45H205V47H204ZM121 46H123V45H121ZM150 46H152L151 44H150ZM154 46V45H153ZM167 46V45H166ZM169 46V45H168ZM131 47V48H130ZM134 47V49H132ZM137 47V46H136ZM160 47V46H159ZM169 47V48H170ZM121 48V47H120ZM148 48H149V46H148ZM153 48H155V46L153 47ZM162 48H163V46H162ZM161 48V49H162ZM173 48V47H172ZM165 49V48H164ZM163 49V50H164ZM182 49V50H181ZM150 49H148V51H149ZM154 49H152V50H150V52L151 51H153ZM158 50V49H157ZM131 51V52H130ZM130 52V53H129ZM145 52H146V50H145ZM145 52H143V54L145 53ZM162 51H160V54H162L161 53ZM123 53V54H122ZM154 53H157V55L158 56H160L159 54H158V51H154ZM169 53V52H168ZM168 53H165V54H167V55H169ZM179 52H177V54H178ZM202 53V54H203ZM117 54V53H116ZM122 54V55H121ZM151 54V53H150ZM164 54V55H165ZM171 54H172V57H173V54H174V52L172 53L171 52ZM170 54V55H171ZM176 54V53H175ZM176 54V55H177ZM137 55V56H136ZM148 56V59L151 57H149V53L147 54ZM156 55V56H157ZM190 55H191V57H190ZM109 56V55H108ZM115 56V55H114ZM113 56V57H114ZM136 56V57H135ZM196 56V55H195ZM57 57H59V56H57ZM124 57V58H123ZM153 57V56H152ZM170 57V56H169ZM115 59H116V56L114 57ZM130 58L128 59L127 57L125 58V59H128V61L130 60ZM136 58V59H135ZM141 58V57H140ZM144 58V57H143ZM145 58H146V55H145ZM155 58V57H154ZM166 58H168V57H166ZM198 58V57H197ZM124 59V61H127V60H125ZM148 59H145V60H148ZM156 59V58H155ZM161 59V58H160ZM159 59V61H161ZM170 59V58H169ZM169 59H167L166 61L168 62L169 61ZM192 59H194V57H192ZM196 59V58H195ZM116 60H118V57H117V59ZM121 60V61H120ZM142 60V59H141ZM141 60H139L140 62H141ZM150 60L152 61H155L153 58L152 59H149L148 61H147V65H148V62H150ZM163 60H165L164 58H163ZM97 61V60H96ZM95 61V62H96ZM127 61V62H128ZM152 61V62H153ZM166 61H164L163 62V64H166L167 62ZM100 62V61H99ZM139 62V63H140ZM162 62V61H161ZM177 62L179 63V64H177ZM182 62V63H183ZM189 62V63H190ZM129 63V62H128ZM139 63H138V65H139ZM173 63V64H172ZM177 64L176 66L174 65V64ZM197 63V64H196ZM92 64V63H91ZM95 64V63H94ZM116 64H118V65H116ZM155 64H156V62H155ZM155 64H154V66H155ZM163 64H162V66H163ZM190 64V65H191ZM199 64L201 65L200 67H202V68H200L199 67ZM90 65V64H89ZM128 65H130V66H128ZM135 65H136V63H135ZM144 64H143V61H142V66H143ZM146 65V64H145ZM146 65V66H147ZM161 65V64H160ZM174 65V66H173ZM183 65V66H184ZM93 66V65H92ZM111 66V67H112ZM120 66H122L121 64H120ZM153 66V67H154ZM157 66H159V63H158V65ZM162 66H160L159 68H161V70L163 69V67ZM165 66V65H164ZM190 67V68H188V67ZM108 67V66H107ZM134 67V66H133ZM145 67V66H144ZM166 67H168V65H166ZM179 67H177V69L179 68ZM193 67V68H192ZM199 67V68H198ZM100 68V67H99ZM102 68H104V67H102ZM110 68V67H109ZM109 68H107V69H109ZM135 68H136V66H135ZM154 68H156V66L154 67ZM188 68V69H187ZM107 69H103V70H101V69H99V72H100V70L101 71H104V72H102V73H105V70H107ZM122 69V70H121ZM134 69V68H133ZM133 69L131 70V71H133ZM140 69H142V68H140ZM145 69H147V68H145ZM144 69V70H145ZM149 70H147V71H150V68H148ZM172 69H168V70H172ZM87 70V69H86ZM167 70V71H168ZM81 71V70H80ZM94 71V70H93ZM116 71V72H115ZM128 71V70H127ZM165 71V70H164ZM163 71V72H164ZM173 71V70H172ZM78 72V71H77ZM76 72V73H77ZM108 72V73H107ZM122 72V73H121ZM134 73H136V70H134L133 71ZM141 72V71H140ZM143 72V71H142ZM141 72V73H142ZM78 73H81V72H78ZM93 73V72H92ZM101 73V72H100ZM101 73V74H102ZM109 73H110V75H109ZM127 73V72H126ZM125 73V74H126ZM131 72H129V74H130ZM150 73H151V71H150ZM186 73L189 75L188 76V79H187V75H186ZM75 74V73H74ZM128 74V73H127ZM126 74V75H127ZM128 74V75H129ZM155 74V73H154ZM162 74V73H161ZM161 74H159V76L158 77H160V75ZM184 74V75H183ZM81 75V74H80ZM83 75V74H82ZM88 75V74H87ZM97 75L99 76L98 78H97ZM104 75V74H103ZM106 75H109V76H106ZM130 75H133V73L132 74H130ZM136 75V74H135ZM158 75V74H157ZM173 75V76H172ZM180 75H182V76H185L186 77V79L184 78V79H181V80H179L180 79ZM89 76V75H88ZM116 76H118L117 77V79H116ZM161 76H163V75H161ZM165 76V75H164ZM169 76H168V78H169ZM174 76H178L179 77V79H178V81L176 80V78L174 77ZM75 77V76H74ZM78 77V76H77ZM82 79L81 80H84V78H86V77H84V75L83 76H80ZM91 77V76H90ZM111 77V76H110ZM133 76H129V77H127L130 81H131V78H132ZM142 77H143V74H142ZM158 77H156V78H154V79H156L157 80V78ZM171 77H174V79L173 78H171ZM67 78V77H66ZM99 78V79H100ZM112 78V77H111ZM123 78H124V76H123ZM127 78H124V80L125 79H127ZM136 78V77H135ZM134 78V79H135ZM161 78V81H162V78L163 77H160ZM159 78V79H160ZM167 78V77H166ZM92 79V78H91ZM119 79H121V80H119ZM134 79H132V84H133V80ZM164 79V78H163ZM169 79V80H170ZM80 80V81H81ZM87 80V79H86ZM95 79L93 80V81H96ZM123 80V81H124ZM155 80V81H156ZM175 80V81H174ZM93 81H91V82H93ZM107 81V82H108ZM154 81V82H155ZM75 82V81H74ZM81 82H83V81H81ZM125 82V81H124ZM150 82V83H149ZM152 82V83H151ZM163 82V81H162ZM116 83V82H115ZM118 83V82H117ZM123 83V82H122ZM129 83H131V82H128V84ZM156 83H161V82H157L156 81ZM191 83L193 84L194 83V86H196L197 85V88H199V86H200V88H199V90L198 91H196V92H192L193 94H189V93H191V92H189L188 94H187V92L189 91V90H191L190 89V87H191ZM197 83H200V85H198ZM79 84V83H78ZM89 84V83H88ZM87 84V88H88V85ZM102 84H106V86L105 85H102ZM112 84H111V86H112ZM149 84H150V86H149ZM196 84V85H195ZM44 85V84H43ZM43 85L41 86V88H40V90L39 91H41L42 89H43ZM74 85V84H73ZM82 85V84H81ZM92 85V84H91ZM119 85V84H118ZM120 85H121V83H120ZM126 85V84H125ZM147 85H148V87H147ZM156 85H158V84H155V86ZM185 85H187L186 87H185ZM188 85H189V89L187 88L188 87ZM93 86H92V88H91V90L93 89L94 90V88H93ZM114 86V85H113ZM113 86H112V88H113ZM127 86V85H126ZM129 86V85H128ZM136 86H137V84H136ZM140 86V85H139ZM139 86L137 87V88H139ZM142 86V85H141ZM74 87V86H73ZM115 87V86H114ZM121 87V86H120ZM132 86H130V88H131ZM184 87L185 88H187L188 89V91L187 92H184L185 90H184ZM192 87H193V85H192ZM59 88V87H58ZM84 88H85V86H84ZM84 88H82V89H84ZM110 88V87H109ZM115 88H117V87H115ZM128 88V87H127ZM136 87H135V83H134V88H132L133 90L135 89ZM196 88V89H197ZM86 89V88H85ZM89 89H90V86H89V88L87 89V91H88V93H89ZM103 89V88H102ZM119 89V88H118ZM121 89V88H120ZM124 89H126V88H124ZM140 89V88H139ZM64 90V89H63ZM73 90H74V88H73ZM72 90V91H73ZM127 90V89H126ZM131 90V89H130ZM130 90H127V91H124L125 93L126 92H128L129 91V94H130V92L132 91H130ZM137 90L138 89H136L135 91H136V93L135 94H137ZM177 90H179V91H181L182 93H183V95L181 94V92L180 93H178L179 95L181 94L182 96L181 97H178L179 95H174L175 96V99L173 98V101H174V105H172V103L173 102H170L171 103V106H170V108H169V100L173 97V96H171V95H173V93H175V94H177L176 93V91ZM193 90V89H192ZM191 90V91H192ZM71 90H69V92L68 93H66L67 95H69L70 94V92H71V94L73 93V96H74V94L76 93V92H72ZM97 91V92H98ZM103 91V90H102ZM101 91V92H102ZM115 91L116 90H114V93H115ZM122 91H123V89H122ZM150 91V90H149ZM79 92V91H78ZM77 92V93H78ZM104 92H102L103 94H104ZM82 93H86L87 95H85L84 97L86 98L87 96H92L93 97V93L91 94V95H88V93L86 92V91H84L83 92V90H82ZM121 94H123V92H120ZM123 94L122 95V97H124L125 95L126 96H128V94ZM133 93V92H132ZM95 94H96V91H95ZM99 94V93H98ZM116 94H117V92H116ZM120 94V95H121ZM54 95V94H53ZM58 95V94H57ZM77 95V94H76ZM79 95H84V94H81V93H79L78 94V96ZM118 95H119V93H118ZM119 95V96H120ZM143 95H140V96H143ZM71 96V95H70ZM72 96V97H73ZM81 96H79V97H77L76 96V99L78 100V99H80V97ZM96 96V95H95ZM99 96V95H98ZM102 96V95H101ZM130 96V95H129ZM165 96H167V97H165ZM58 97H60V96H58ZM65 97V96H64ZM83 97V96H82ZM83 97V98H84ZM92 97H90V98H92ZM103 97V98H104ZM116 97V96H115ZM171 97V98H170ZM176 97H178L177 99H176ZM65 98H67V96L65 97ZM103 98H101L100 99V97L98 98H95V101H93L94 103V105H96V103H98V102H101V106H102V101H104V99ZM125 98H127V100H128V97H125ZM162 100H161V99ZM170 98V99H169ZM69 99H70V97H69ZM72 99V98H71ZM75 99V100H76ZM88 99H89V97H88ZM116 99H117V97H116ZM119 99V98H118ZM166 100V101H168V102H166V101H163V100ZM74 100V101H75ZM82 100V99H81ZM86 100V99H85ZM124 101H125V99H123ZM126 100V101H127ZM132 100H129V101H132ZM136 100H137V102L138 101H141L140 103L138 102V104L136 103ZM70 101V100H69ZM72 101V100H71ZM80 101V100H79ZM87 101V100H86ZM85 101V102H86ZM125 101V102H126ZM159 101H163L162 103H166L167 105L166 106H168V108L166 107H164L165 106V103H164V105H162ZM171 101V100H170ZM84 102V103H85ZM159 103V104H161V107L160 108H163V110L162 109H158V111L157 110H155L156 112H158V114L157 115H155L154 114V116L152 115V118H151V115H150V113H151V109H150V107H153V106H148L149 104H151V105H154V104H156V103ZM76 102H73L72 104H75ZM77 103H79L80 104V107L79 108H82L81 107V104L83 103V101L80 103V102H77ZM77 103H76V105H77ZM119 102H118V104H120ZM142 103V104H141ZM154 103V104H153ZM157 103V104H158ZM169 103V104H168ZM47 104V103H46ZM45 104V105H46ZM50 104V103H49ZM67 104H68V106H67ZM87 104V103H86ZM85 104V105H86ZM99 104V103H98ZM107 104V103H106ZM130 104V103H129ZM66 105V106H65ZM104 105H105V103H104ZM103 105V106H104ZM123 105H125L126 106V104H123ZM50 106V107H51ZM73 106V105H72ZM99 106V105H98ZM130 106V105H129ZM158 107H159V105H157ZM157 106H155L154 105V108L156 107V108H158ZM163 106V107H162ZM45 107V106H44ZM64 107H66L67 108V110L66 109H64ZM121 107V108H120ZM147 107H149V112H148V108ZM104 108H106V105H105V107ZM153 108V109H154ZM40 109V108H39ZM47 109V108H46ZM45 109V110H46ZM83 109H85V107L83 108ZM88 109H90V105H89V108H87V110ZM92 109L94 110V108L92 107ZM91 109V110H92ZM96 109V108H95ZM101 109H103V108H101ZM129 109H130V111H129ZM177 109V110H176ZM81 110V109H80ZM100 110V109H99ZM109 110V109H108ZM162 112H161V111ZM44 111V112H43ZM72 111V112H73ZM97 111V110H96ZM95 111V112H96ZM111 111H110V115H111ZM88 112V111H87ZM86 112V113H87ZM101 112H103V111H101ZM131 112H133V111H131ZM153 112V111H152ZM99 113V112H98ZM97 113V114H98ZM154 113V112H153ZM152 113V114H153ZM37 113H34V115H33V119H36L35 118V115H36ZM41 114V113H40ZM39 114V115H40ZM91 114V113H90ZM102 114V113H101ZM115 114H114V117H115ZM127 114H129V115H127ZM148 114L150 115L149 117H150V119H148L149 117H148ZM38 114H37V116H39ZM99 115V114H98ZM109 115V116H110ZM144 115V116H143ZM147 115V116H146ZM82 116H84L85 117V115L83 114V115H81V117ZM105 116V117H106ZM117 116H118V114H117ZM30 117H32V115L31 116H29V119H30ZM48 117H49V119H48ZM80 117V118H81ZM83 117V118H84ZM87 117V116H86ZM85 117V118H86ZM103 116L101 115V117L100 118H102ZM106 117V118H107ZM147 118V120H149V122H151V123H147V120H146V118ZM41 118V117H40ZM79 118V119H80ZM88 118V117H87ZM97 118V117H96ZM28 118H26V120H27ZM39 119V117L37 118V120ZM91 119H93L92 118V116L91 117H89L88 119H87V121H86V119H85V121L86 122H89L88 124H92V121H91ZM108 119H107V121L105 122V119H104V123H108L109 121H108ZM119 119H122V120H124V119H126L125 121H119ZM141 119H143L142 121H141ZM144 119L146 120V122L144 121ZM40 120V119H39ZM47 120H45L46 122H47ZM50 120V121H49ZM81 120H84V119H81ZM81 120L78 122V123H80L81 122ZM95 120V119H94ZM93 120V121H94ZM115 120H118L119 121V123H115ZM160 120V121H159ZM29 123H30V121L29 120H27ZM27 121H25L26 122V125L24 124V127H26L27 128ZM34 121V120H33ZM42 121H44V120H42ZM42 121H39V122H42ZM76 121H77V119H76ZM18 122H20V121H18ZM85 122V125H82V126H86V123ZM97 122V121H96ZM121 122V123H120ZM140 122H145L144 123V125H143V123H142V125H140V129L138 130L137 129V127H133V126H131L132 124H135L136 125V123H140ZM43 123V122H42ZM42 123H36V122H34V123H30V125L31 126H29V128L30 129H32L31 127H33V129L32 130H34V129H37V128H40V126L39 125H42ZM74 123L75 122H72V124L71 125H74ZM83 123V122H82ZM115 123V124H114ZM66 124V123H65ZM95 124V127H97L96 126V123H94ZM94 124H92V128H94ZM97 124H98V122H97ZM109 124V123H108ZM16 125H18V124H16ZM16 125H13V128L16 126ZM21 125H23V124H21ZM21 125L19 124L18 125V127L20 126V128H23V126L21 127ZM59 125L60 124H58V127H59ZM63 125V124H62ZM61 125V127H63ZM79 125V124H78ZM103 125H105V126H103ZM87 126H90V125H87ZM108 126V125H107ZM128 126L130 127V130H132V127L133 128H136L135 130H133V132H131L130 130H129V128H128ZM142 126V127H141ZM45 127H46V125H45ZM69 127V126H68ZM74 127H76V129H77V125L76 126H74ZM98 127H100V126H98ZM104 127V128H103ZM139 127V126H138ZM20 128L17 130V128H15V130L17 131V133L19 134V136L21 137V136H23V135H25L26 133V131L28 130V128H27V130H25V129H22V130H20ZM48 128V127H47ZM60 128V127H59ZM79 128V127H78ZM83 128H85V127H83ZM91 128V127H90ZM101 128H99V129H101ZM124 128H128V130H129V132H131L130 134L128 133V131H126V132H124V131H122V129H124ZM43 129H45L44 128V126H43V128H42V130ZM79 129H82V128H79ZM97 129L98 128H96V133L98 132L97 131ZM11 130V131H10ZM15 130L14 131H12V127H11V129H8L6 132H7V136L5 135L6 134V132L4 133V136L3 137H5L6 136V138H0L1 140H3V139H8L9 138V136H8V134H12V132H13V134L15 133ZM20 130V131H19ZM39 130H41V129H39ZM56 130H57V132H58V129L56 128ZM69 130V129H68ZM84 130H86V129H84ZM84 130H83V132H84ZM91 130V129H90ZM95 129H93V131H94ZM45 131H48V129H46ZM60 131V130H59ZM121 131H122V133L123 134H125V133H128L129 134V137H128V135L127 134H125V136L126 137H128V138H126L127 140V142H128V144L125 146V144H126V142H124L125 141V139H124V136H121ZM135 131V132H134ZM10 132V133H9ZM37 132V133H36ZM75 132V133H74ZM83 132H82V134H83ZM92 132V131H91ZM95 132V131H94ZM101 132V131H100ZM15 134V135H17L18 136V134ZM25 133V134H24ZM74 133V134H73ZM101 134V135H100ZM122 134V135H123ZM38 135V134H37ZM36 135V136H37ZM61 135H63V139L62 138H60L61 137ZM90 136H88L89 137V139L90 138H92V135H93V133L91 134H89ZM14 136V135H13ZM11 137L10 136V138H14V137ZM18 136V137H19ZM69 136V137H70ZM141 136V135H140ZM18 137H16V138H18ZM25 136H23V137H21V138H23V139H25L24 138ZM28 137V136H27ZM139 137V136H138ZM137 137V138H138ZM8 139L9 140V142H12V141H10L11 139ZM21 138H19V139H21ZM32 138H30V140L28 139V141H29V143L31 142V139ZM37 138H38V136H37ZM59 138V140L60 141H62V143H61V145H59L58 146V143H60V142H58L57 143V139ZM95 138V137H94ZM94 138H92L93 140H94ZM136 138V139H137ZM18 139V140H19ZM33 139H32V145H33V147H34V144L33 143H35V141L33 142ZM73 139V140H74ZM77 139V138H76ZM77 139V140H78ZM120 139V140H119ZM122 139V140H121ZM4 140V141H5ZM15 140H17V139H15ZM83 140V139H82ZM91 140V139H90ZM96 140V139H95ZM95 140H94V142H95ZM101 140V139H100ZM7 141V140H6ZM5 141V142H6ZM14 141V140H13ZM26 141V140H25ZM8 142V141H7ZM19 142H21V140L20 141H18V143ZM93 142V141H92ZM99 142L97 143V146H98V144H99ZM102 142V143H101ZM120 142H122L123 144H124V146L125 147H123L122 145H120L121 143ZM2 143V144H1ZM1 145L3 146L4 145V142H2L1 141ZM15 143V142H14ZM17 143V144H18ZM26 143V142H25ZM24 143V144H25ZM28 143V144H29ZM71 143L73 144V141H71ZM70 143V144H71ZM90 143V144H89ZM10 144H12V143H10ZM22 144H23V141H22V143H20V144H18L17 145V147L19 146V145H21L22 146ZM27 144V145H28ZM67 144H69V142L67 143ZM71 144V145H72ZM74 144V145H75ZM14 145L15 144H12V146H13V148H14ZM1 146V147H2ZM5 146L8 148V147H10V146H8V144H6L5 143ZM25 146H26V144H25ZM28 146H30V145H28ZM36 146V145H35ZM65 145H63V147H64ZM70 146V145H69ZM68 146V147H69ZM120 146H122V147H120ZM5 147V148H6ZM46 147H47V149H48V147H49V149L47 150L46 149ZM68 147H66V148H68ZM29 148V147H28ZM37 148H40V147H37ZM37 148L35 147V150H37ZM89 148V147H88ZM12 149V148H11ZM21 149V148H20ZM23 149L25 150V148H23V146H22V150H21V152H24L23 151ZM30 149H32V148H29V149H27V150H30ZM1 150V149H0ZM9 150H10V148H9ZM14 150H16V147L14 148ZM27 150H25V153H27L26 151ZM42 149H40V151H41ZM12 151H13V149H12ZM17 152L19 151V150H16ZM110 151V152H109ZM10 152H11V150H10ZM16 152V153H17ZM20 152V153H21ZM13 153V152H12ZM12 153L10 154V155H12ZM19 153V154H20ZM39 153V152H38ZM43 153V154H42ZM18 154V153H17ZM18 154V155H19ZM14 155V154H13ZM83 155V156H82ZM27 156H29V155H27ZM89 156V155H88ZM87 156V158L86 159H88L89 157H91V156H89L88 157ZM40 157V158H39ZM96 157V158H95ZM16 158V159H15ZM23 158V159H22ZM37 158V159H36ZM95 158V162H93V159ZM111 158V159H110ZM97 160L99 161V163L101 164V166H99L98 167V165H99V163H97L96 164V162H97ZM79 164V165H78ZM21 165H23V167H21ZM76 165V166H75ZM85 165V164H84ZM25 168L24 169V171L23 170H19V168ZM83 167V166H82ZM82 167H81V170H83L82 169ZM5 168V169H4ZM17 170L18 171H20V173L19 172H17ZM75 171L77 172V174H76V176H78V178L76 179V177L74 176L73 177V175H75ZM18 173H19V175H18ZM80 174H81V176H80ZM93 175V174H92ZM70 176H72V177H70ZM80 176V177H79ZM70 179V180H69ZM264 241V225L254 234V235H252L250 238H248L246 241H244L243 243H241L240 245H238L237 247H235L234 249H232L231 251H229L226 255H224L221 259H219L217 262H215L214 264H237L238 262H240L241 260H243L245 257H247L252 251H254L255 249H257L259 246H260V244L262 243Z\"/></svg>",
	"mask_w": 264,
	"mask_h": 264
}]
</instances>
